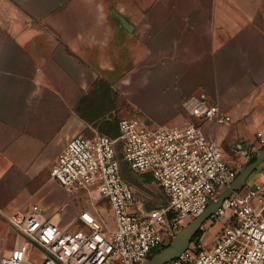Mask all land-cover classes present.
<instances>
[{"label": "crops", "instance_id": "obj_1", "mask_svg": "<svg viewBox=\"0 0 264 264\" xmlns=\"http://www.w3.org/2000/svg\"><path fill=\"white\" fill-rule=\"evenodd\" d=\"M100 88L109 109L127 102L123 119L169 127L197 122L184 101L205 94L232 122L204 133L239 173L264 131V0H0V260L13 213L40 206L74 227L87 208L50 173L70 139L104 134ZM253 173L249 187L264 163Z\"/></svg>", "mask_w": 264, "mask_h": 264}, {"label": "built area", "instance_id": "obj_2", "mask_svg": "<svg viewBox=\"0 0 264 264\" xmlns=\"http://www.w3.org/2000/svg\"><path fill=\"white\" fill-rule=\"evenodd\" d=\"M184 107L197 122L169 127L122 119L115 139L101 133L70 139L50 175L67 192L86 196L87 208L74 227L38 206L13 213L8 224L16 243L0 264H143L168 245L238 174L203 130L205 122L229 125L232 118L205 94L189 97ZM255 139L244 153L247 163L264 148V131ZM121 161L150 176L166 204L147 209L124 179ZM210 220L225 223L220 236L192 241L166 264H264V180L233 193Z\"/></svg>", "mask_w": 264, "mask_h": 264}, {"label": "rangeland", "instance_id": "obj_3", "mask_svg": "<svg viewBox=\"0 0 264 264\" xmlns=\"http://www.w3.org/2000/svg\"><path fill=\"white\" fill-rule=\"evenodd\" d=\"M114 96V108L111 110L107 107L108 97H112L111 92L109 93L106 88H100L99 90H96L95 122L103 128V130H101L100 132L108 134L109 136L117 137V135L119 134L118 123L121 119L128 117L127 112L129 110V107L127 105V102L119 95L115 94ZM116 150L118 156L121 157L120 144L116 146ZM121 163L124 168V174L127 182L133 186L137 197L146 204L147 209L159 208L166 204V197L164 196L163 191L156 183H154V181L150 177L136 174L128 167V165L124 161H121ZM244 168L245 167L243 165L239 172H241ZM254 175V173L251 174L247 183L251 184L256 179ZM66 196H68V194H66ZM216 225V229L212 230V228ZM224 227L225 223L221 220L210 222L207 221L202 227V236H204L205 241L208 234L210 233H213L216 238L220 236Z\"/></svg>", "mask_w": 264, "mask_h": 264}, {"label": "water", "instance_id": "obj_4", "mask_svg": "<svg viewBox=\"0 0 264 264\" xmlns=\"http://www.w3.org/2000/svg\"><path fill=\"white\" fill-rule=\"evenodd\" d=\"M264 163V148L256 155L254 162L248 164L231 183L219 194L217 201L211 202L205 211L194 218L188 225L180 229L172 238L167 247L150 257L143 264H166L179 258L191 245L194 237L202 230L203 225L211 219L233 193L241 192L246 186L251 174Z\"/></svg>", "mask_w": 264, "mask_h": 264}, {"label": "trees", "instance_id": "obj_5", "mask_svg": "<svg viewBox=\"0 0 264 264\" xmlns=\"http://www.w3.org/2000/svg\"><path fill=\"white\" fill-rule=\"evenodd\" d=\"M119 136V134L117 135V137ZM116 137V138H117ZM255 159H256V157H254L253 159H251L247 164H246V166L248 165V164H250V163H252V162H254L255 161ZM245 166V167H246ZM129 167V166H128ZM121 172H122V175H123V177H124V179L126 180V178H125V174H124V168H123V166H122V163H121ZM142 176H148V175H142ZM148 177H150V176H148ZM151 178V177H150ZM152 179V178H151ZM127 181V180H126ZM130 184V183H129ZM202 234H203V232H202V230H200L199 231V233L194 237V239H193V241H195L196 239H199L201 236H202ZM168 245H166L165 247H167ZM165 247H163L162 249H164ZM162 249H159L158 251H156V253H158L159 251H161ZM155 253V254H156Z\"/></svg>", "mask_w": 264, "mask_h": 264}]
</instances>
